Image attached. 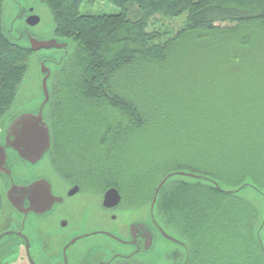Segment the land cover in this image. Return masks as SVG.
<instances>
[{"label": "trees", "instance_id": "obj_1", "mask_svg": "<svg viewBox=\"0 0 264 264\" xmlns=\"http://www.w3.org/2000/svg\"><path fill=\"white\" fill-rule=\"evenodd\" d=\"M42 1L53 15L55 36L72 46L58 62L45 110L50 153L64 162L61 173L72 174L75 161L78 176L94 173L97 186L119 187L129 174L124 191L132 206L152 202L169 173L208 177L170 179L158 194L155 219L185 244L176 246L185 264H264L258 208L237 191L250 186L264 193V0H106L121 9L111 14L89 12L100 0ZM3 5L0 0V120L11 110L34 53L30 42L22 44L5 30ZM158 15L187 17L168 36L151 30ZM223 23L231 28L216 26ZM201 43L211 51L198 50ZM188 45L196 60L189 73L198 71L201 90L209 86L201 99L191 86L161 88L154 100L148 87L135 94L139 70L163 69L175 50ZM184 81L172 79L171 88ZM173 118L174 125L162 129ZM148 128L156 129L155 142L139 140V131ZM165 148L171 169L159 172L167 163L163 156L139 172L140 151L155 156Z\"/></svg>", "mask_w": 264, "mask_h": 264}, {"label": "flooded vegetation", "instance_id": "obj_2", "mask_svg": "<svg viewBox=\"0 0 264 264\" xmlns=\"http://www.w3.org/2000/svg\"><path fill=\"white\" fill-rule=\"evenodd\" d=\"M0 143L6 151L0 162V264H148L145 256L162 234L152 213L151 223L131 221L123 237L111 231L121 232L109 220L117 222L124 212L137 210L124 206L127 192L118 185L97 186L100 179L94 173L78 176L75 161L73 173L64 175V162L52 156V147L47 161L42 162L43 157L29 162L8 144L7 128H0ZM14 160L20 162L18 168ZM16 185L20 188L12 190ZM112 187L118 189L121 200L109 208L105 195ZM103 236L128 246L126 252L107 257L101 246ZM175 248L168 258L185 264L186 256Z\"/></svg>", "mask_w": 264, "mask_h": 264}, {"label": "rangeland", "instance_id": "obj_3", "mask_svg": "<svg viewBox=\"0 0 264 264\" xmlns=\"http://www.w3.org/2000/svg\"><path fill=\"white\" fill-rule=\"evenodd\" d=\"M33 9V12H30V9ZM25 9L27 10L26 13L22 16L21 11ZM120 7L115 6L113 4L108 3L106 0H100L96 4L95 7L91 8L89 12L93 14H103V13H119ZM83 12H88L86 9L82 8ZM36 13V15H39L41 18V21L36 26H31L27 23V17L32 14ZM187 15L179 16L176 18H170V17H164L161 15H158L151 25V30L155 31H162L166 32L167 35H172L173 33L177 32L178 29L181 26V23H185ZM3 21H4V27L5 30L11 35V37L21 42L22 44H27L30 42V36H33L35 38H38L40 40H49L52 38H57L54 34L55 30V22L53 19V15L49 9V7L42 1V0H4L3 5ZM220 29L224 28H231L229 24L223 23L219 26V24L216 25ZM223 26V27H222ZM199 32H205L204 30ZM200 35H202L200 33ZM28 36V37H27ZM166 36L167 38H169ZM198 38L199 35H196ZM202 38V37H201ZM200 40H197L199 42ZM196 40H192V44L197 45ZM200 43V42H199ZM202 44V43H201ZM200 44V45H201ZM71 45L67 48H43L37 51H34V53L31 54L30 61H29V69L27 72L26 77L24 78L21 86L19 87L16 100L9 111V113L0 120V128L5 129L10 123V121L17 116L20 113H24L27 111H35L37 108H39L41 102H42V81L44 74L42 73V58H44L45 64L47 67H49L52 70V75L49 80V88H51L52 92H55V89L53 90V77L54 74L58 68V65L61 61V58L63 57L64 53L67 52V49H71ZM202 50L207 47L206 51L210 52L211 49H208V45L202 44L199 46ZM192 47L188 45V47H180L178 50H175L173 56L170 58V62L168 60V63L166 67H163V69L159 70H151V69H142L138 71V77L137 82L135 86V94L136 92L140 93L144 91L148 87V93L152 95L153 100L156 98V95L154 93L161 92L160 89L163 88L164 90L171 89L172 92L175 91H181L187 88L188 86L191 92H193L198 99H201L204 94H206V90H209V86L203 84V90L198 88L200 85L199 79L201 76L198 75V71L192 72L191 74L189 71L193 67V65L196 63V60L191 56L195 55L192 54L193 50ZM264 51V48L262 49ZM261 51V53H262ZM195 52V51H194ZM209 54V53H207ZM197 57V55H196ZM174 61V62H173ZM198 62H200L198 60ZM204 64V63H203ZM205 64L211 65L210 61H206ZM165 66V65H164ZM218 67L219 65L216 64L214 69ZM203 69V73L207 69ZM233 69H227L226 70V76L228 74H232ZM171 75L172 79H184L187 82H183L186 85L182 86H173L171 88L170 81L172 79L169 78L166 79L163 82V77L166 76V74ZM218 72L216 70L213 71V76H215ZM223 74H219V77H222ZM210 75L207 76V81ZM224 76V75H223ZM142 80L143 85L140 83ZM170 80V81H169ZM206 81V82H207ZM160 86V87H159ZM236 113L230 114L229 117L235 115ZM168 125H174V118L171 119L169 122L166 121L163 124V128L165 129L168 127ZM154 130L151 128L140 130L139 131V140L144 143H152L157 140V136ZM164 137H168V133H164ZM170 136L175 137L173 133L170 134ZM163 140V139H161ZM164 141V140H163ZM175 141L170 142L171 146L176 144ZM167 148L165 150H161L159 153L152 155L148 149H144L143 151H140V155L143 156L139 159V163L141 165L140 171L138 170L139 164L137 166V169L133 172L132 175L136 172H141L143 169H147L153 161L162 158L165 156V159L167 160V163H165V167L161 168L159 170L160 173L163 172L165 168L171 169L173 167V159L172 155L171 158L168 156L166 152ZM48 158L44 157L41 161H47ZM14 163L16 165V168H18L20 162L18 160H14ZM196 164V163H195ZM194 164V166H195ZM128 173V172H127ZM131 175L127 174L123 177L124 181L126 183H122V191H126V185L128 183V179H130ZM159 179V178H158ZM148 181V179H146ZM116 182V181H115ZM241 195L248 198L251 202H254L258 208V213L260 216V220L262 223L264 221V193L261 191H258L257 188L254 187H244L241 189ZM172 197V196H171ZM175 197V196H174ZM152 199V198H151ZM174 202H178L177 198H173ZM125 198L124 206L130 208H135L137 210H129L124 212L123 217L120 216L119 221H111L109 220V223H112L116 225V229H119L121 232L117 233L113 230H111L113 233L117 234V236L123 237V233H126L125 231L128 229V224L133 220H142V221H149L151 223V209L150 204L151 201H146L145 203L138 204L137 206H132L133 203L130 202ZM260 236L263 241V247H264V227L260 231ZM101 246L103 247V250L106 252L107 257H112L113 253H125L127 250L126 245L122 244L120 241L116 240L114 237H102ZM177 246L171 239L167 237H162L158 234L156 238V242L154 244L153 249L150 253H148L145 256V261L148 264H174L172 260L168 258V254Z\"/></svg>", "mask_w": 264, "mask_h": 264}, {"label": "water", "instance_id": "obj_4", "mask_svg": "<svg viewBox=\"0 0 264 264\" xmlns=\"http://www.w3.org/2000/svg\"><path fill=\"white\" fill-rule=\"evenodd\" d=\"M30 12H33V9H30ZM27 23L31 26H36L40 23L41 18L36 13H32L27 17ZM30 44L33 51H37L43 48H67V42H61L58 38H52L49 40H40L33 36H30ZM42 73L43 81H42V93L43 98L40 104L39 110L35 111H27L24 113H20L15 116L10 123L7 125V142L8 144L18 152L20 157L28 160L31 163H37L43 157L48 155L50 148L52 147V135L49 122L47 120V116L45 113L46 107L50 102L51 92L49 88V80L51 78L52 70L47 67L45 61L42 64ZM6 156L5 147L0 143V162H4ZM179 175L187 176L190 178H198L207 180L208 177H204L200 174H195L188 171H176L169 173L158 185L155 196L152 200L151 204V213L152 216L155 215L154 208L156 201L158 199V194L164 184H166L170 179L177 178ZM210 179V178H209ZM217 185H219L217 183ZM248 187V186H245ZM16 188H20L19 185L13 186L12 190ZM255 188V187H254ZM258 189V188H257ZM77 188L72 191V193L76 192ZM241 191V189L237 190ZM258 191H260L258 189ZM229 192H236V190H230ZM263 192V191H261ZM12 193V192H11ZM10 194V193H9ZM121 200L120 193L117 188L112 187L107 190L105 195V204L110 208L119 204ZM155 219V216H154ZM143 223V222H142ZM156 226L161 229V236L167 237L171 239L173 242L181 245H185L182 243L180 239L171 235L166 229L163 228V225H160L158 221L155 219ZM262 226L259 229V232L264 227V221L261 223ZM147 225V224H145ZM148 230V229H146ZM157 238V237H156Z\"/></svg>", "mask_w": 264, "mask_h": 264}]
</instances>
